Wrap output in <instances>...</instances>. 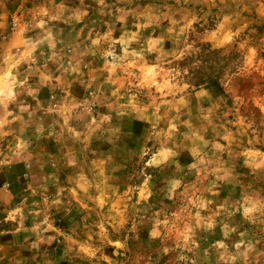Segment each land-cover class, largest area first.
<instances>
[{
	"label": "clouds",
	"instance_id": "9594fccd",
	"mask_svg": "<svg viewBox=\"0 0 264 264\" xmlns=\"http://www.w3.org/2000/svg\"><path fill=\"white\" fill-rule=\"evenodd\" d=\"M178 249L264 264V0H0V264Z\"/></svg>",
	"mask_w": 264,
	"mask_h": 264
},
{
	"label": "rangeland",
	"instance_id": "374dc122",
	"mask_svg": "<svg viewBox=\"0 0 264 264\" xmlns=\"http://www.w3.org/2000/svg\"><path fill=\"white\" fill-rule=\"evenodd\" d=\"M97 168L99 169V170H104L105 169V163H104V161L101 159V160H99V161H97ZM48 169H49V166H46L45 167V169H44V171L46 172V173H48L49 175L51 174L49 171H48ZM106 174V173H105ZM193 215H195V213H193ZM60 221H59V218H58V223H59ZM199 243V242H198ZM182 254V250H180V249H178L177 250V261H178V264H182V262L181 261H179V255H181Z\"/></svg>",
	"mask_w": 264,
	"mask_h": 264
}]
</instances>
